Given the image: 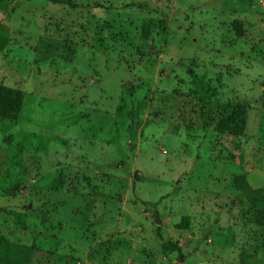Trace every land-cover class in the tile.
<instances>
[{"label": "rangeland", "instance_id": "obj_1", "mask_svg": "<svg viewBox=\"0 0 264 264\" xmlns=\"http://www.w3.org/2000/svg\"><path fill=\"white\" fill-rule=\"evenodd\" d=\"M68 1L0 3V236L24 264H264L234 185L264 195V0Z\"/></svg>", "mask_w": 264, "mask_h": 264}, {"label": "trees", "instance_id": "obj_2", "mask_svg": "<svg viewBox=\"0 0 264 264\" xmlns=\"http://www.w3.org/2000/svg\"><path fill=\"white\" fill-rule=\"evenodd\" d=\"M6 0H0V3ZM18 1V0H11ZM57 3H66L72 5L68 0H52ZM10 41L8 26L0 22V51H2ZM23 91L4 86L0 84V118L16 121L19 117L22 102ZM247 119V108L240 104H229L223 106L217 112V120L214 124V130L219 134H229L231 136L241 135ZM204 126L206 124L204 123ZM235 188L242 192L245 200L253 206L252 221L260 227H264V195L259 191H253L245 181L243 176L234 178ZM188 225V217H183L178 227H186ZM164 249H173L181 253L180 248L176 244L164 242ZM33 247L14 244L6 241L0 236V264H24L32 254Z\"/></svg>", "mask_w": 264, "mask_h": 264}, {"label": "water", "instance_id": "obj_3", "mask_svg": "<svg viewBox=\"0 0 264 264\" xmlns=\"http://www.w3.org/2000/svg\"><path fill=\"white\" fill-rule=\"evenodd\" d=\"M180 261H181V259H180Z\"/></svg>", "mask_w": 264, "mask_h": 264}]
</instances>
